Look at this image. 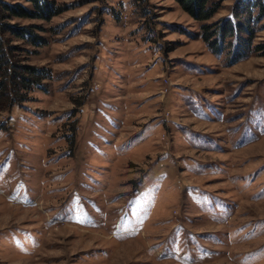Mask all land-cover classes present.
<instances>
[{"label": "rangeland", "instance_id": "obj_1", "mask_svg": "<svg viewBox=\"0 0 264 264\" xmlns=\"http://www.w3.org/2000/svg\"><path fill=\"white\" fill-rule=\"evenodd\" d=\"M49 1L50 21L8 20L47 40L6 34L49 77L0 111V264H264V56L231 64L239 31L218 56L201 38L247 22L242 0L208 21L176 0Z\"/></svg>", "mask_w": 264, "mask_h": 264}, {"label": "trees", "instance_id": "obj_2", "mask_svg": "<svg viewBox=\"0 0 264 264\" xmlns=\"http://www.w3.org/2000/svg\"><path fill=\"white\" fill-rule=\"evenodd\" d=\"M31 4L26 7L22 4H2L0 10V111L9 109L14 103L23 101L25 95L33 89H43V81L49 76L48 70L33 65L24 64L18 56V46L11 45V40L6 37L10 34L33 47L47 45V40L37 34L33 26L19 27L17 24H10L8 20L15 17L24 19H39L50 21L61 13L55 7L54 2L49 0H25ZM191 17L198 21L210 20L220 9L217 3L211 0H176ZM260 9V16L252 20L254 8ZM238 14H248L247 22L239 21L235 24L232 20L220 21L212 24H203L201 27V38L215 55H221L227 49L226 39L233 37L239 31L237 42L233 48L231 64H236L246 58L251 52H257L264 56V41L254 45L255 31L251 22L260 21L264 17V2L254 3L242 0ZM7 20V22H1ZM245 33L247 38L239 36ZM230 44V43H229ZM28 52L27 50H21Z\"/></svg>", "mask_w": 264, "mask_h": 264}]
</instances>
